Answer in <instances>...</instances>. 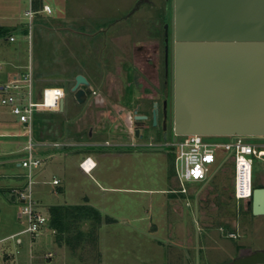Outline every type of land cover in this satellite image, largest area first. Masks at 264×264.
I'll use <instances>...</instances> for the list:
<instances>
[{"label": "rangeland", "instance_id": "374dc122", "mask_svg": "<svg viewBox=\"0 0 264 264\" xmlns=\"http://www.w3.org/2000/svg\"><path fill=\"white\" fill-rule=\"evenodd\" d=\"M170 1V0H169ZM51 14L38 13L30 20V0H0V84L9 81L16 64L21 72L31 69L34 101L45 87L65 91V113H37L35 141L59 143L75 152L43 156L34 172L38 209L48 215L52 206L88 207L62 243L51 227L33 239L22 235L23 245L10 240L0 245L6 264H231L255 252H264V216L247 211L234 199L235 162L211 166L207 184L187 183L180 189L175 173L176 149L119 153L104 151L110 134L96 135L98 148L83 147L94 118L76 106L71 88L79 74L85 75L105 96L117 95L134 45L158 35L169 22L167 0H42ZM10 37L17 42L9 43ZM8 39V40H7ZM9 41V42H8ZM13 43V44H12ZM15 47H18L16 53ZM15 58V59H14ZM8 107L0 104V158L24 155L27 130ZM110 133V132H109ZM12 134V136H11ZM14 135V136H13ZM225 142L226 137H208ZM264 146V139L249 140ZM91 149L90 152L86 150ZM128 151V150H127ZM93 156L99 164L90 175L79 170L80 162ZM252 157V156H251ZM254 185L264 187V160L254 157ZM93 162H91L92 164ZM27 171L16 163L0 166V188L9 189ZM61 182L54 185V180ZM0 194V239L25 229L18 218L17 198L10 190ZM1 192V191H0ZM95 212H97L95 214ZM234 235V236H231ZM71 239V244L66 242ZM67 243V244H66Z\"/></svg>", "mask_w": 264, "mask_h": 264}, {"label": "water", "instance_id": "95a60500", "mask_svg": "<svg viewBox=\"0 0 264 264\" xmlns=\"http://www.w3.org/2000/svg\"><path fill=\"white\" fill-rule=\"evenodd\" d=\"M172 39L174 133L264 139V0H172ZM233 66L251 69L253 88L257 77L260 114L223 113L224 68ZM84 86L92 88L78 75L72 92L79 104L87 98ZM247 211L264 216V187L254 190ZM231 264H264V252Z\"/></svg>", "mask_w": 264, "mask_h": 264}, {"label": "built area", "instance_id": "2783aa9c", "mask_svg": "<svg viewBox=\"0 0 264 264\" xmlns=\"http://www.w3.org/2000/svg\"><path fill=\"white\" fill-rule=\"evenodd\" d=\"M32 6L26 12V16L33 19L35 14L40 12L51 14L52 7L49 4H43L39 12L33 9V0H30ZM10 42L15 38L10 37ZM3 65L0 63V70ZM11 77L6 84H0V104L10 109L11 114L27 130L28 140L24 147V155L17 159L22 169L27 171L26 181L22 188L13 190L18 203L20 204V219L25 221V229L17 234H12L0 239V245L10 240L15 241L17 245H23L22 235H28L33 239L41 230L49 224V217L38 209V203L35 199V179L34 172L42 165V156L39 149H62L59 143L49 145L48 143L39 144L33 136L35 116L40 112H58L61 102L65 99V91L60 87L45 88L38 101H34V77L32 70ZM211 136L202 135H178L177 142L173 145L176 149L175 173L179 182L180 189L175 194L188 195L187 183H205L211 178V166L221 161V156L227 154V157L221 163L233 160L235 162L234 177V199L239 204L252 199L253 192L256 189L254 185V157L257 160H264V146L260 144H250L249 140L258 138H248L244 136H222L228 138L225 142H209L206 139ZM252 156V157H251ZM91 158H85L80 163V168L86 174H90L96 167V163L91 164ZM54 184H59L54 180ZM234 236V235H231ZM6 254L0 251V264L8 262Z\"/></svg>", "mask_w": 264, "mask_h": 264}, {"label": "flooded vegetation", "instance_id": "af4514ba", "mask_svg": "<svg viewBox=\"0 0 264 264\" xmlns=\"http://www.w3.org/2000/svg\"><path fill=\"white\" fill-rule=\"evenodd\" d=\"M167 1L170 2L168 24L157 36L153 34L134 45L130 63L121 67L124 73L127 65L126 86L122 80L117 95L105 96L83 74L79 75H83L92 87H83L87 93L85 102L79 104L75 100L72 92L75 84L70 89L76 106H83L84 114L96 121L89 126L85 135V141H88L83 143V147L98 148L100 144L94 140L101 133L112 134L111 138H114L102 145L104 151L112 148L122 154L147 149L161 152L177 142L178 135L172 128V0Z\"/></svg>", "mask_w": 264, "mask_h": 264}, {"label": "crops", "instance_id": "0c3cea01", "mask_svg": "<svg viewBox=\"0 0 264 264\" xmlns=\"http://www.w3.org/2000/svg\"><path fill=\"white\" fill-rule=\"evenodd\" d=\"M15 42H17L16 38H15V41L13 43H15ZM9 43H11V42H9ZM15 50H16L15 52L17 53L18 47H15ZM9 64L13 68V69H11L10 72H8L9 79L11 77H15L18 75L25 74V72L20 71L21 67L16 66L15 63L12 64V62H10ZM3 68H4V66H3ZM250 71H251L250 68L243 67V66H236V67L233 66V67H225L224 68L223 78H224L225 85L223 87L224 94H223L222 105H223V113L225 115H230V116H228V118H230V119H235V118H237V116L246 115V114L247 115H258L262 111V109H261L262 104L260 103V100L258 99L259 95L257 94V92H258L257 77H255L256 78L255 79V87L253 88L251 80L248 81V78L250 79V77L246 74ZM34 84H35V81H34ZM55 87H59V86H55ZM45 88H49V87H45ZM60 88H62V87H60ZM33 93H34V91H33ZM40 96H41V94L38 96V98H40ZM64 106H65V101H64ZM65 110L66 109H64V112H60V111H58V112H40L39 114H41V113L63 114L66 112ZM13 121H14L13 123H18L16 118H14ZM6 136H7V134H0V138L6 137ZM11 136H12V134H11ZM37 142L39 144H43V142H40V141H37ZM53 144H54V142H51L49 145H53ZM58 150L53 149V148L46 149L45 147H41L39 149V152H40V155L42 157L43 156L46 157L47 155L48 156H55V154L60 153L62 150H65V151H63L61 153L75 152L76 151L74 149H68V148L60 149V152ZM86 151L90 152L91 149L86 150ZM86 158H91V161L93 163H96V167L93 171L98 169L99 164L97 163L96 159L93 156H87ZM12 163H16L17 167H20V166H18L17 159L0 158V166H6V165H9ZM79 170L85 175H90L93 173V171L90 174H86L85 172H83L82 169L80 168V164H79ZM18 177L23 179V180L18 181V183L15 186L10 187L9 189L0 188V191H1L0 194L2 192H5L4 190H10V192L13 193V190L22 188L24 185V175H20ZM56 180H58V179H56ZM60 184H61V182L59 181V184H57V185L54 184V185L59 186ZM17 203H18V201H17ZM18 205L20 207L19 203H18ZM61 206H63V205H59L58 207H61ZM52 207H55V206H52ZM246 208H247V206H246ZM19 210H20V208H19ZM18 218L20 219V212L18 214ZM47 226H48V228L50 227L49 224Z\"/></svg>", "mask_w": 264, "mask_h": 264}, {"label": "trees", "instance_id": "16d2710c", "mask_svg": "<svg viewBox=\"0 0 264 264\" xmlns=\"http://www.w3.org/2000/svg\"><path fill=\"white\" fill-rule=\"evenodd\" d=\"M43 7L42 0H33V9L35 12H39ZM6 31H1V34H5ZM262 186H256V188H260ZM95 211L88 207L76 206V207H51L48 212L49 216V225L51 229L57 233L58 241L60 244L62 243L63 236L65 233H69L71 230L70 222L75 219H82V217L90 212ZM97 212H95L96 214ZM89 214V213H88ZM252 214V213H251ZM66 242L71 244V239L67 238ZM66 243V244H67Z\"/></svg>", "mask_w": 264, "mask_h": 264}]
</instances>
